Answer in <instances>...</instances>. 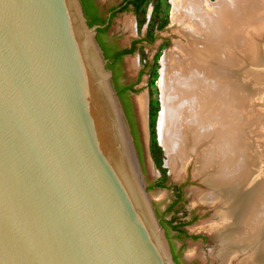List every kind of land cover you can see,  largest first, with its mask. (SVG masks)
Here are the masks:
<instances>
[{
  "label": "water",
  "instance_id": "water-1",
  "mask_svg": "<svg viewBox=\"0 0 264 264\" xmlns=\"http://www.w3.org/2000/svg\"><path fill=\"white\" fill-rule=\"evenodd\" d=\"M81 0H0V264H177Z\"/></svg>",
  "mask_w": 264,
  "mask_h": 264
},
{
  "label": "bare ground",
  "instance_id": "bare-ground-1",
  "mask_svg": "<svg viewBox=\"0 0 264 264\" xmlns=\"http://www.w3.org/2000/svg\"><path fill=\"white\" fill-rule=\"evenodd\" d=\"M171 1L175 31L184 41L166 59L171 77L164 86L160 130L170 166L179 177L193 161L194 176L206 185L197 199L216 207L210 229L222 264L235 257L264 264V173L255 147L240 140L234 122L237 98L247 102L253 94L264 95V72L243 75L256 84L252 91L235 75L239 61L264 63V0ZM259 146L263 155L264 144Z\"/></svg>",
  "mask_w": 264,
  "mask_h": 264
},
{
  "label": "rangeland",
  "instance_id": "rangeland-1",
  "mask_svg": "<svg viewBox=\"0 0 264 264\" xmlns=\"http://www.w3.org/2000/svg\"><path fill=\"white\" fill-rule=\"evenodd\" d=\"M118 1L99 0L101 4L106 6ZM209 1L214 2L216 0ZM172 7L171 0L170 2L169 0H149L139 11L136 20V16L131 12L126 11L118 14L112 23L110 32L119 39L121 44L127 43L130 38H143L145 36V40L141 43L139 49L125 58V66L128 80L134 83V93H132L131 97L134 102V120L138 135V148L136 146V150L142 177L154 209L157 208L160 212H163L166 206L175 198V187L180 186L182 188V200L176 205V209L179 212L178 216L189 220L195 214V219H192L191 222L188 221L186 230L190 234H196L199 237L185 240L181 251L182 260L185 262L196 260L199 264H222V258L218 256V238L214 231L210 229L211 222L216 219V207L211 206L209 203L200 202L197 199V191H203L207 187L198 177L194 176L193 161L186 163L181 176H175L170 166L169 150L163 142L162 130H160V117L164 110V86L166 85L167 87V79L171 77L170 67L167 65L166 59L176 47V42L178 40L184 41L183 37L175 31L176 25L173 23ZM144 61H147V65L143 67ZM239 63L236 67L235 75L237 78L239 77L238 80L240 82L248 73L264 72L263 62L260 64L261 66L246 64L244 61L243 63L239 61ZM142 68H144V71H140L139 74L138 72ZM239 71H243L245 74L242 72L241 75ZM244 80L246 81L247 91L248 89L252 91L253 85L255 89L256 84L253 80ZM258 84L260 85L261 83L258 82ZM240 99L241 97L237 98L239 103L234 105L235 112H238L237 121L235 119L234 122H237L238 130L243 132L242 134V132L239 133L238 131V135L242 137V139L240 137L239 139L242 142L248 139L246 140L247 144L249 143L247 148L251 150L253 148L254 150L255 147V154L258 156L259 162L258 169L264 173V154L261 155L262 151L259 146L264 144H262L264 142V95L253 94V96L248 97V100L246 99L247 102L244 100L239 101ZM182 112L180 108L179 113L181 114ZM194 123H197V121H194ZM194 123L192 127L195 126ZM178 125L179 123L177 124L176 133L182 128V126L179 125L178 127ZM183 132L189 134L186 128H183ZM161 178H164L166 186L160 187L156 185V182ZM170 215L171 213L169 212L166 217L168 218ZM165 236L168 239L166 233ZM172 240L178 248L181 243L175 238ZM228 262L229 264H248L242 263L240 257H235L232 260H228Z\"/></svg>",
  "mask_w": 264,
  "mask_h": 264
},
{
  "label": "flooded vegetation",
  "instance_id": "flooded-vegetation-1",
  "mask_svg": "<svg viewBox=\"0 0 264 264\" xmlns=\"http://www.w3.org/2000/svg\"><path fill=\"white\" fill-rule=\"evenodd\" d=\"M86 1H87L89 14L91 15V17L103 19L104 21V24H102L104 25V27L101 28L102 29L101 32L99 31L97 32L96 37L98 42L100 41L99 44H101L100 46L102 50L104 48L106 51H108L111 57V60L110 59L107 60L109 63L108 67L112 71V80H113L114 88L116 89V92L120 98L125 113L127 114V116H128L127 112H129L130 114V117H128L129 125L131 128L135 129L137 134L136 123L134 120L135 117L134 104H133L134 102L132 101V97H131L132 93H134V83L128 80V74L125 66V58L128 55L135 53L136 50L139 49L141 43H143V41L145 40L144 38L145 36L143 38L133 37L130 38L127 43L121 44L119 42V39H117L114 36V34L110 32V29L112 27V23L115 17L120 13L126 11L131 12L136 16L135 17L136 20L139 11L144 6V4L149 0L143 1L138 11H135V6L136 3L140 2L141 0H119L118 2H115L108 6H106L105 4H101L99 0H86ZM130 50H134V51L128 52ZM111 64L112 67L110 66ZM145 65H147V61H144L143 67ZM140 71H144V68L139 70L138 72L139 74ZM174 193H175V198L170 202V204L166 206L163 212H160L156 208L155 209L156 214L159 217L160 223L162 224L164 231L169 239L168 241L170 244V249L176 263L199 264L196 260L185 262L181 258V251L184 247L185 240L189 238L197 239L199 237L196 234H190L186 230V226L189 223L188 221L191 222L192 219H195L194 216L195 214H193L189 220L178 216L179 212L176 209V205L182 200V188L180 186L179 187L176 186ZM169 212L171 213V215L167 218L166 214ZM174 238L181 243L178 248L175 246V243L172 240Z\"/></svg>",
  "mask_w": 264,
  "mask_h": 264
},
{
  "label": "trees",
  "instance_id": "trees-1",
  "mask_svg": "<svg viewBox=\"0 0 264 264\" xmlns=\"http://www.w3.org/2000/svg\"><path fill=\"white\" fill-rule=\"evenodd\" d=\"M81 1H82V4H83L84 12H85V14H86V16H87V19H88V23H89V25H94V24H100V25H102V24H104L103 19H98V18H95V17H91V15L89 14L88 6H87V1H86V0H81ZM143 1H145V0H141L140 2L136 3L135 11H138V10H139V8H140V6L142 5ZM98 31L101 32L102 29L100 28V29H98ZM99 42H100V41H99ZM100 45H101V44H100ZM103 50H104V56H105V58L111 60V57H110L108 51H106L104 48H103ZM133 51H134V50H130V51H128V52H133ZM108 64H109V63H108ZM108 66H109V65H108ZM110 66L112 67V64H111ZM127 113H128V116H127L126 113H125V114H126V117H127V119H128V117H130V114H129V112H127ZM130 120H131V119H130ZM130 120H129V121H130ZM131 132H132V134H133V136H134L135 144H136V146H137V145H138V136H137V134H136L135 129L131 128ZM137 148H138V146H137ZM164 178H165V177H164ZM164 178H161L158 182H156V185H157V186H160V187H163V186H164Z\"/></svg>",
  "mask_w": 264,
  "mask_h": 264
}]
</instances>
